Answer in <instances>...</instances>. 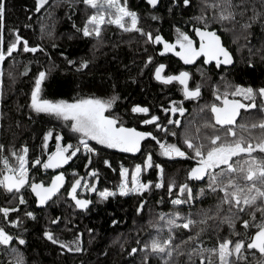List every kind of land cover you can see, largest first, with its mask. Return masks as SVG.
Here are the masks:
<instances>
[{"label": "snow or ice", "instance_id": "1", "mask_svg": "<svg viewBox=\"0 0 264 264\" xmlns=\"http://www.w3.org/2000/svg\"><path fill=\"white\" fill-rule=\"evenodd\" d=\"M47 2L48 0H36L35 10L39 12ZM67 2L70 9H73L74 4L82 3L85 12L91 10V14L87 15L82 27L73 23V28L84 38H91L100 43L102 26L114 25L125 33L140 34L146 38V43L163 45L160 49L161 55L173 53L185 65L199 63L197 58H200L204 65L211 67L214 63L218 70L221 67L226 69L227 66L233 65L234 58L223 44L218 30L210 25L219 24L224 31H235L236 24L240 23L237 17L244 18L251 10L252 15L248 16L245 22L240 23L243 37L247 39L251 35L249 29L253 23L264 24L262 19L264 18V0H260V9L255 3H251V0H203L200 14L193 18L195 23L192 32L199 38L197 46L194 38L187 31L179 28L176 29L174 42L165 40L159 34L153 35L151 31L146 32L139 26V14L127 6V0H67ZM158 2L159 0H147V4L153 9L158 6ZM172 3L179 6L180 0H172ZM250 3L251 9H249ZM182 4L191 7V0H182ZM209 10H211L210 17L207 15ZM5 12L6 0H0V63L12 57L22 41L18 30H12L14 39L8 42L5 50L2 35ZM68 18L71 19V15ZM152 19L156 20L157 17L153 15ZM41 30L46 31L48 36L52 35L45 25H41ZM22 48L24 52L43 51L41 45L30 46L27 40H23ZM249 51L251 53V49ZM61 55L64 54L61 53ZM261 58L264 59V56ZM151 62L153 58L149 56L147 63ZM67 63L74 65L75 62L68 59ZM88 65V60H81L76 65V70L78 72L87 70ZM249 66H252L251 61ZM165 67L164 64L156 66L154 78L157 81L166 85L177 82L186 100L198 101L201 98V82H197L193 88L189 83L191 79L189 72L180 71L178 74L162 75ZM49 71L41 70L33 78L34 84L31 88L28 108L32 113L45 114L64 122L65 126L70 125V131L78 135V140L75 146L71 143L63 144V137L59 132H54L53 129L45 131L43 147H48V141L54 135L55 151L48 152L46 160L41 161L38 157L31 161L32 167L40 166L45 170L61 168L76 157L82 148L88 155V163L85 167L89 168L92 163L91 157L98 154V149L92 145V141L107 149L138 153L142 152L141 142L149 137L159 146L161 157L168 160L179 158L195 161V164L186 172L185 182L178 185V195L170 201L174 210L168 213L161 212L155 223L149 221V227L153 233L143 243L137 240L138 246L131 248L128 252L130 257L143 253V264H150L153 256L159 257L161 264H180L179 257L182 255L188 257V264H194V258L199 259V264H249L248 257L252 256L256 259L258 253L260 258L258 264H264V86L254 89L252 86L233 84L225 80V91L220 92L219 87L213 84L212 95L216 102L202 105L197 110L203 117V122L195 128V131H193L192 121L180 119L186 114V108L182 102L169 101L170 107L163 108L164 112L173 114L165 118L167 124H162L160 117L154 114H151L148 119L141 120L144 125H154L165 136L176 137L177 142L172 143L158 138L152 132L125 126L121 117L113 115L110 111L119 99L115 94L108 98L94 95L78 96L71 101L44 98L42 85ZM197 71L200 72L202 79H210L206 77L204 70L197 69ZM2 74L0 72V75ZM27 74L28 66L25 65V71L20 75ZM8 76L11 77L12 73L8 72ZM229 96L232 98L229 99ZM257 100L260 101L259 104L256 103ZM253 109L262 114L255 121H252L249 115V110ZM131 112L149 113L150 110L148 107L134 105ZM177 113L179 116L175 115ZM3 115L0 113V117ZM257 130L259 134H256ZM28 153L27 145L16 149L14 146L6 148L4 144H0V190L18 200L16 207H0V216L7 224L18 229L22 227L23 221L19 216L11 219L10 214L19 212L20 206L27 204L25 190H29L35 197L37 207H47L67 184L62 171L53 175L48 183L30 181ZM103 163L111 167L109 160L105 159ZM152 168L156 169L157 181L154 184L153 181H141V174ZM72 175L74 179L67 188L66 195L74 202V207L80 210H86L92 203L90 199L83 198V193H94L100 200H106L117 194L143 196L146 191L150 192L153 186L156 189L165 186L163 164L156 163L151 152L145 155L142 164L138 163L132 169L121 165L119 184L114 189L97 188L99 179L97 169H90L88 172V176L94 178L92 181L78 177L75 170ZM194 183H199L203 187L195 191L192 187ZM175 186L176 181L170 179L167 183L169 193L173 192ZM209 194L216 197V202L208 208L200 209L195 214L197 218L193 217L191 211L185 215L179 210L185 205L189 209L193 208L198 201ZM145 203L144 199L139 200V207L136 209L138 215L143 214L142 209ZM257 211L260 214L259 220L255 215ZM245 213L250 214V219H243ZM24 216L28 219H36V214L30 210L25 211ZM60 220V217H55L50 220V223L58 225ZM237 221L243 226L244 238H240L241 233L236 230ZM112 223L116 224L117 221L113 220ZM223 225L228 226L230 233L228 237H223L220 232ZM179 229L189 232L195 229V231L188 235L186 240L175 243V233ZM210 230L217 236L215 246L208 248L200 242L197 246L188 247L185 251L186 245L196 244L201 235ZM88 231L92 232V229ZM232 235L237 238L233 240ZM43 237L53 245L66 249L67 252L79 253L83 250L79 233L72 241H65L46 228ZM26 243L23 235L10 233L5 227L0 226V251L11 258L8 264H26L25 257L20 251V247ZM123 247L124 245L121 244V248Z\"/></svg>", "mask_w": 264, "mask_h": 264}, {"label": "trees", "instance_id": "2", "mask_svg": "<svg viewBox=\"0 0 264 264\" xmlns=\"http://www.w3.org/2000/svg\"><path fill=\"white\" fill-rule=\"evenodd\" d=\"M251 3H255L258 9L261 8L260 0H251ZM251 3L249 9H251ZM127 6L139 14V26L146 32L151 31L153 35L159 34L165 40L173 41L177 28L187 31L194 38L192 28L195 20L193 18L200 14L203 0H191V7L184 6L182 0H180L179 6L174 5L172 0H159L155 9L147 4V0H127ZM35 8L36 0H6L2 30L4 48L6 50L8 42L14 39L12 31L14 29L18 30L22 41L13 56L0 63V72L3 73L0 75V93H2L0 113L4 114L0 117V144H4L6 148L14 146L16 149L27 145L30 181L48 183L53 175L62 171L67 184L58 196L43 209L35 207L31 193L29 190H25L24 196L27 204L21 205L19 212L10 214L11 219H16L19 216L23 221L22 227L18 229L10 226L2 216H0V226L5 227L10 233L23 235L27 243L20 247V251L25 257L26 264H143V253H137L130 257L128 252L131 248L138 246L137 240L143 243L153 233L149 227V221L155 223L161 212L168 213L174 210L170 201L178 195V185L185 182L186 172L194 164L190 159H184L179 164V161L175 162L161 157L159 146L155 142L144 141L142 146L148 148L143 153L133 155L116 149L104 148L92 141V145L98 149V154L91 157L92 163L89 168L85 167L88 163V155L82 148L64 168L45 170L40 166L32 167L31 161L38 157L41 161L46 160L47 153L55 151L54 135L49 139L48 147H43L45 131L53 129L54 132H59L63 137V144L71 143L75 146L78 140V135L70 131V125L65 126L64 122L45 114L30 112L28 103L34 84L33 78L41 70H50L42 85V95L47 99L71 101L78 96L94 95L108 98L113 94L117 95L119 99L110 111L113 115L120 116L125 126H133V123L139 121L138 118H147L151 114L159 116L160 122L163 124L166 117L173 115L163 111V108L169 107V101L182 102L186 108V114L180 119L192 121L193 131L203 122V117L197 110L205 104L209 90L206 85L209 79L201 78V81L199 79L198 82L202 84V92L198 101H186L178 86L169 87L157 84L152 78L156 64L161 62V59L158 60L159 45L146 43V38L140 34L125 33L114 25L102 26V41L100 43L91 38L82 37V34L77 33L73 28V23L82 27L87 15L91 14L90 9L85 12L82 3L74 4L73 10L68 7L67 0H48L39 12H36ZM69 15H71V19L68 18ZM153 15L157 17L156 20L152 19ZM207 15L211 16V10L207 12ZM251 15L252 12L249 10L244 18L237 17V20L243 23ZM240 23L236 24L235 31H224L219 24L210 25L218 30L223 44L230 50L234 58L231 68L219 70L211 68L207 73L205 72L206 77H210L212 85H217L220 92L225 91V80L233 84L252 86L254 89L264 86V59L261 58L264 56V24L253 23L249 29L251 35L245 39ZM41 25H45L52 35L48 36L46 31L42 32ZM227 27L230 28L231 25H227ZM237 37L239 38L237 39ZM23 40H27L30 46L41 45L43 51L24 52ZM61 53L64 55L62 56ZM149 56L153 58L151 63H147ZM68 59L73 60L74 65H69ZM81 60H88L89 65L87 70L78 72L76 65ZM249 61L252 63L251 67ZM25 65L28 66V74L20 75L25 71ZM199 67L207 69L202 64H199ZM8 72L12 73L11 77L8 76ZM203 80L207 81L203 84ZM256 103L259 104L260 101L257 100ZM134 105L148 107L150 112L147 116L145 114L133 115L131 108ZM175 115L179 116L178 113ZM249 115L251 120L255 121L262 114L253 109L249 111ZM158 134L160 135L158 138L162 140L177 142L176 137L164 136L160 130L154 135ZM256 134H259L258 130ZM148 152L152 153L156 163L163 164L165 177L175 173V177L171 176L176 181L172 193H169L167 188L170 179L166 181L164 177V187L156 189L153 186L152 190L146 191L143 196L116 195L106 200H100L94 193H83V198L92 201L86 210L76 209L74 202L67 197V188L70 187L74 179L73 170L76 171L78 177L92 181L94 178L88 176V172L90 169H97L99 173L97 188L100 190L114 189V184L120 178L121 165L132 167L138 163L141 164ZM5 154L7 155V152ZM105 159L110 161L111 167L104 165ZM144 179L153 181L154 184L158 179L156 169L152 168L146 171ZM192 187L195 191H199L203 185L194 183ZM140 199L146 201L142 215H138L136 212ZM215 202L216 197L209 194L198 201L193 208L189 209L185 205L179 210L185 215L191 211L193 217L197 218L195 214L200 209L208 208ZM17 203L18 200L0 190V207H16ZM28 210L36 214L35 220L24 216V212ZM255 215L259 220L258 211ZM55 217L61 218L58 225L50 223V220ZM243 219H250V214L245 213ZM113 220H116L117 223L113 224ZM46 228L65 241H72L79 233L83 250L79 253L67 252L59 245H53L43 237ZM88 229H92V232H89ZM236 230L241 233L240 238H244V229L239 221H237ZM194 231L195 229L192 232L183 229L177 230L175 243L186 240L187 236ZM220 232L223 237L230 235L227 225H223ZM231 238L235 240L237 237L232 235ZM200 242L208 248L215 246L217 244L216 233L211 230L205 232L196 244L186 245L185 251L188 247L197 246ZM121 244L124 245L123 248H121ZM10 259L0 251V264H8ZM259 259V254H256V259H253L252 256L248 257L249 264H258ZM179 262L188 264V257L180 256ZM150 264H161V260L159 257L153 256L150 259ZM194 264H199L198 258H194Z\"/></svg>", "mask_w": 264, "mask_h": 264}, {"label": "flooded vegetation", "instance_id": "3", "mask_svg": "<svg viewBox=\"0 0 264 264\" xmlns=\"http://www.w3.org/2000/svg\"><path fill=\"white\" fill-rule=\"evenodd\" d=\"M175 38H176V37H174L173 41H169V42H174V41H175ZM194 41H195V43H196L197 46H198V41H197V39L195 38V36H194ZM162 47H163V45H159V48H160V49H162ZM160 49H159V54H158V55H159L158 60L161 59V62H159L158 64H156V66L159 65V64H164V65L166 66L165 69L162 71V75L178 74L180 71H187V72H189V73L191 74V79H190L189 83H190V86L193 87V88L196 86L195 82H198L199 79H200V81L202 80V79H201L202 77H201V75H200V72L197 71V69H202V70H204L206 73H207L211 68H213L214 70H218V69H216L215 64H212L211 67H209V66H208V67L205 66V65L203 64L202 59L198 60L199 63H195V65L192 66V67H184L179 61H177V60L175 59L173 53H165V54L161 55V54H160ZM177 50H179V49L177 48ZM179 64H180V65H179ZM199 64H202V65H203L205 68H207V69H203V68L199 67ZM156 66H155V68H156ZM155 68H154V70H155ZM221 68L225 69L224 67H221ZM226 69H228V68H226ZM154 70H153V72H154ZM152 78H153V73H152ZM153 80H154V78H153ZM206 81H207V80H203L202 83L204 84ZM154 82L157 83V84H161V85L169 86V87L176 85V86H178V87L180 88V90H181V86H180L177 82H172L171 84H167V85H166V84H163L162 82H157V81H155V80H154ZM206 87H207V89H209V90H208V95H207V98H206L205 104H211L212 102H216L214 96L212 95V83H211V80H210V79H209V81H208ZM181 92H182V90H181ZM182 96H183V94H182ZM183 97H184V96H183ZM231 98H232V97L229 96V99H231ZM184 99H185V98H184ZM185 100H186V99H185ZM186 101H188V100H186ZM205 104H204V105H205ZM169 107H170V105H169ZM249 111H250V110H249ZM242 113H243V110H242ZM132 114H133V115H138L139 113H132ZM144 114H145L146 116L148 115V113H141V114H139V115H144ZM148 118H150L149 115L147 116V118H144V117H142V118H138L139 121L133 123V126H127V127H135V128H136L137 130H139V131H149V132H152L153 134H157L159 130H157V129L154 127V125H144V124L141 123V120H142V119H148ZM163 124H167V120H166L165 122H163ZM169 127H171V126H169ZM162 133H163V132H162ZM157 136L159 137L160 135L158 134ZM164 136H165V135H164ZM146 141L155 142V141H152L151 139H145V142H146ZM141 143L143 144L144 141H142ZM155 144H156V143H155ZM156 145H157V144H156ZM174 161H175V162H176V161H179V162H178L179 164H181V163L183 162V160H181V159H179V158L175 159ZM190 161L192 162V164H195V161H193V160H191V159H190Z\"/></svg>", "mask_w": 264, "mask_h": 264}, {"label": "water", "instance_id": "4", "mask_svg": "<svg viewBox=\"0 0 264 264\" xmlns=\"http://www.w3.org/2000/svg\"><path fill=\"white\" fill-rule=\"evenodd\" d=\"M37 12V11H36ZM194 36H195V34H194ZM196 39H197V41L199 42V38L198 37H195ZM174 57H175V59L177 60V61H179L184 67H192V66H194V65H185L184 63H183V61H181L178 57H176L175 55H174ZM198 60H200V58H197ZM214 64V63H213ZM205 66H207L208 67V65H205ZM233 65H230V66H227V68H231ZM155 71V70H154ZM153 78H154V72H153ZM154 80L155 81H157L155 78H154ZM157 82H160V81H157ZM139 114H141V113H139ZM146 139H151L150 137L149 138H146ZM153 141V140H152ZM70 162V161H69ZM69 162H68V164H69ZM68 164H65V165H63L61 168H64V167H66ZM61 168H58V169H61ZM58 169H50V170H58ZM56 175V174H55ZM62 191V190H61ZM30 192V191H29ZM32 195V194H31ZM32 197H33V199H34V201H35V197L32 195ZM35 207L37 208V209H43V208H45V207H37V205H36V203H35ZM258 254V253H257Z\"/></svg>", "mask_w": 264, "mask_h": 264}, {"label": "rangeland", "instance_id": "5", "mask_svg": "<svg viewBox=\"0 0 264 264\" xmlns=\"http://www.w3.org/2000/svg\"><path fill=\"white\" fill-rule=\"evenodd\" d=\"M176 37V36H175ZM175 40H176V38H175ZM94 142V141H93ZM148 148V147H147ZM147 148H142V152H138V153H143ZM117 150V149H116ZM131 154H137V153H131ZM142 163H143V161H142ZM141 163V164H142ZM135 165H133L132 167H126V168H129V169H132L133 167H134ZM144 173L145 172H143L142 174H141V176H140V180L141 181H143V182H147V181H150V180H145L144 179ZM167 174V173H166ZM174 174L175 173H171V174H168L166 177H165V175L163 176V183H164V177H165V180L167 181L168 179H173L171 176H174ZM175 177V176H174ZM119 180H120V178L118 179V181L114 184V186L116 187L118 184H119ZM129 180H130V174H129ZM117 195H119V194H117Z\"/></svg>", "mask_w": 264, "mask_h": 264}, {"label": "bare ground", "instance_id": "6", "mask_svg": "<svg viewBox=\"0 0 264 264\" xmlns=\"http://www.w3.org/2000/svg\"><path fill=\"white\" fill-rule=\"evenodd\" d=\"M168 137V136H167ZM162 138V137H161ZM157 151V150H156Z\"/></svg>", "mask_w": 264, "mask_h": 264}]
</instances>
